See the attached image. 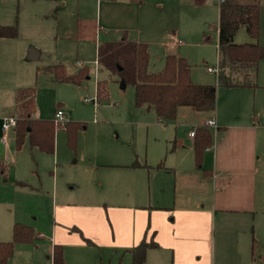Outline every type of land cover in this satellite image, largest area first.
<instances>
[{"label": "rangeland", "instance_id": "374dc122", "mask_svg": "<svg viewBox=\"0 0 264 264\" xmlns=\"http://www.w3.org/2000/svg\"><path fill=\"white\" fill-rule=\"evenodd\" d=\"M88 1L90 15L93 12L96 15L94 0ZM102 1V13L106 16L107 7ZM33 2L0 0V6L7 9L8 20H11L5 25L17 23L19 28L18 37L9 47L14 53V49L24 53L15 68L25 79L31 77L32 84L30 82L31 85L24 87L36 88L37 114L43 119L57 121L56 111L62 109L65 113L62 124L70 121L81 122L84 126L78 130L76 147L68 145L65 128L59 126L54 153L33 147L28 137L20 149L16 147V141L13 142L9 160H5L8 163L7 180L0 179V241L13 239V226L18 222L32 226L39 239L36 245L18 244L8 264H53L48 256L52 255L55 237L57 243L64 245L65 264H129V254L123 255L124 251L119 246L128 243L131 225L136 222L140 226L143 217L151 214V208L141 205L144 199L148 200L149 189L146 184L145 198L137 189L133 201L136 207H124L116 212L111 206H106L108 203L100 196L111 189L117 169L97 166L134 162H147L154 166L164 162L165 165L172 162L178 152L182 153L178 154L182 166L190 153L193 167V139L189 133L198 116L188 114L182 118L179 115L176 122L164 126L157 122L153 109L136 107L133 86L124 88L122 82L115 80L108 84L110 100L94 103L97 80L107 79L106 72H101L95 63L96 45L106 41V37L109 38L107 40L144 37L150 44V69L156 71L164 67L166 45L181 40L177 55L185 57L191 64L192 80L217 84L216 74L209 73L207 66L219 65L216 27L221 2L138 0L130 3L135 11H121L116 22L105 25L101 21L102 29L98 30L96 41L78 39L80 34L74 37L80 29L72 22L58 28L56 13L41 22L36 20L34 24L35 20L29 15L26 17L25 13L26 5ZM39 3L42 9L48 3L62 9L64 2L42 0ZM261 3L264 6V0ZM260 42L264 44V39ZM33 45H40L44 55L39 60H26V54ZM51 57L61 58L59 63H63L69 72L74 71L79 63L87 65L91 79L80 86L57 82L44 67L45 60ZM236 91L217 85L221 110L224 111L230 99L235 98ZM259 93L264 95V88ZM87 99L91 101L87 102ZM211 129L214 134L216 129ZM208 155L212 158L206 152L205 156ZM165 175L167 178L162 184H170V189L165 191L172 201L176 176L174 172ZM220 175L214 186L209 188L207 198L199 205L205 213L198 216L204 219L205 231L216 236V248L221 236L231 237L248 226L255 231L256 224L259 235L264 237V159L260 173L251 176V181L234 180L229 184L228 174ZM157 196L155 192L156 199ZM96 197L98 200L93 201ZM213 204L216 208L210 211ZM208 217H213L211 224ZM76 229L84 230L88 238L92 236L95 245L85 241ZM254 236L257 239L256 234ZM261 244L259 242L256 246L255 258L237 264H264V246Z\"/></svg>", "mask_w": 264, "mask_h": 264}, {"label": "crops", "instance_id": "0c3cea01", "mask_svg": "<svg viewBox=\"0 0 264 264\" xmlns=\"http://www.w3.org/2000/svg\"><path fill=\"white\" fill-rule=\"evenodd\" d=\"M62 1L64 2L62 9L54 8L53 5L51 6V3H48L47 7L42 9L39 3L42 2V0H34L31 5H26V17L29 15L28 17L35 20V24L36 20L41 22L42 19L54 16L56 13L58 28L72 22L74 26L80 29V32L74 37L77 38L78 34H80L78 39H90L93 41L99 38L98 30L102 29V26L99 25L101 21H104L105 25L116 22L121 11H135V8L131 6L130 3L138 2V0H104V4L107 7V15L103 16L102 0L101 3H98L99 0H94L96 15H94V12L90 15L88 0ZM260 2H262V0H260ZM8 19L10 18L7 9L0 6V26L10 24L11 20ZM14 25H17V23ZM14 39L15 38H0V149L4 160H9L12 145L15 141V128L10 129L8 138L4 141L2 139V121L4 117L15 116L17 90L32 84L30 80L31 77L25 79L23 75L19 73L18 69H16L18 67V61L23 59L24 53L22 51L20 52L19 49H14L15 55L14 51L9 48L13 46L15 42ZM105 39L107 41L109 38L106 37ZM132 41L147 43L150 46L144 37ZM218 41L217 56L220 64ZM234 41L239 44L255 42L244 29L238 32ZM181 42V40H175L174 43L167 44L166 56L177 55V49ZM98 45L97 43L96 49H98ZM43 55L44 51L41 46L33 45L26 54V60H39ZM59 62H62L61 58L57 60L54 57L47 58L44 62V67L47 68L56 64H63ZM263 62L264 61L259 64L255 72L253 70L249 73H236L234 70L229 71L234 77H238L240 82L243 81L245 76L250 77L252 74H256V78L255 81L253 80L255 86H237L229 88L237 90V93H235V98L230 99L224 111L221 110L219 97L217 99L216 110L211 113L198 112L191 107H182L179 109L178 117L180 115L182 118H186L188 114H191V116H198L197 122L192 126L193 129L213 128L201 126L212 118L217 122V128H214L216 129L214 134L212 131L214 139L213 146L204 153L202 169L196 166L194 150L195 136H191L190 133L189 135L193 139V167L191 165L190 153L186 155L188 157L187 161L184 166H182L183 163L179 162L181 156L178 155L182 153L178 152L174 155L172 162H167L165 165L164 162L160 163L162 165L161 168H158L160 164L154 166V164L148 165L147 162L144 164L140 163L142 165L138 167H133V163L103 164L97 166V168H99V166H106L117 169L114 173L115 182L111 183V189H108L104 195L102 194L100 196L101 200L108 203L105 205L111 206L116 212H120V208L136 207L137 205L134 204L133 201L137 195V189L140 190L139 192L144 198L146 196V184L148 186L147 189H149L148 200L144 199V204L141 205L151 208V214L147 217H143L144 220L140 226H138L136 222L131 225V230L127 238L128 243L125 246H119L124 251L123 255L129 254L127 259L129 264H132V252L130 250L146 237H153L157 246L148 250L145 264L247 263L250 258H255L256 246L259 242L264 246V237L259 235L257 224L255 223V231L252 229V226H248L244 230L235 233V235H231V237L221 236L216 248V236H213L211 232L207 233L205 231V226L203 224L204 219L203 217H198L205 213L200 210L199 205L207 198L209 188L214 186L217 182V177H221V173L228 174L229 184H232L234 180H240L242 182L245 180L251 181V176H256L260 173L262 160L264 159V95L259 93L261 88H264ZM95 63H97V58L95 59ZM84 66L87 65L79 63L74 71H67L70 74H74ZM97 67L99 68L98 63ZM90 79L91 76H89L87 80ZM98 81L99 79L96 83V94ZM218 81L217 77V84L215 85L222 86ZM30 82L31 84H29ZM246 84H249V82ZM32 117L35 119H43L36 111ZM157 122L164 126L174 123L163 124L159 122L158 119ZM206 152L210 153L212 158L209 157L210 155L205 156ZM173 172L176 177L173 200L171 201V197L169 198V194L165 191V189L169 190L171 186L169 183L162 184V181L167 178L165 173ZM243 190H245V188H243ZM155 192L158 195V199L155 198ZM97 200L98 198L96 197L93 201ZM215 208L216 206L213 204L210 211L215 210ZM223 209L229 211L227 208ZM208 214L212 215V213ZM56 217H58L57 213ZM208 219L211 224L213 217H208ZM76 230L80 231L85 241L89 239L93 242L91 245H95L92 236L88 234L90 237L88 238L85 236L84 230ZM262 232L264 233V228H262ZM251 234H253V236H251ZM254 234H256L257 239ZM55 245H61L63 247L65 259L66 252L64 245L57 243L56 237L53 241L52 255L48 256V258L53 260Z\"/></svg>", "mask_w": 264, "mask_h": 264}, {"label": "trees", "instance_id": "16d2710c", "mask_svg": "<svg viewBox=\"0 0 264 264\" xmlns=\"http://www.w3.org/2000/svg\"><path fill=\"white\" fill-rule=\"evenodd\" d=\"M260 0H222L219 10L218 54L220 58L218 83L224 87L255 86L256 74L245 76L240 82L238 77L229 72L249 73L257 71L264 61V12ZM244 29L255 42L235 43V37ZM17 25L0 26V38H17ZM150 46L147 43L132 41L127 37L121 40H107L99 43L97 63L101 72L107 73V79H99L97 84L98 103L110 100L108 84L110 80L125 82L134 87L135 105L138 109H153L159 122H175L182 107H191L198 112L211 113L217 107V85L199 84L192 80L191 64L180 55H168L164 67L160 70L150 69ZM57 82L71 83L77 86L89 79L90 69L84 66L70 74L63 64L45 68ZM249 84H246L248 83ZM36 88L25 87L17 90L15 127L16 147L20 149L28 137L33 147L47 153H54L56 131L55 120L35 119ZM81 122H66L65 131L69 146L76 147L78 130L83 128ZM213 134L210 128H197L194 142L196 166L202 169L204 153L213 146ZM133 167L140 164L134 162ZM162 165H158L161 168ZM8 163L5 162L0 149V179L7 180ZM207 175V173H206ZM39 239L34 228L24 223H15L13 239L0 241V264H8L14 256L18 244L35 245ZM89 244L93 242L86 239ZM157 246L153 237L144 238L130 251L132 264H145L150 248ZM53 264H65L64 250L55 245Z\"/></svg>", "mask_w": 264, "mask_h": 264}, {"label": "built area", "instance_id": "2783aa9c", "mask_svg": "<svg viewBox=\"0 0 264 264\" xmlns=\"http://www.w3.org/2000/svg\"><path fill=\"white\" fill-rule=\"evenodd\" d=\"M222 1V0H221ZM208 71L211 72V73H215L217 76L219 75V66L217 67H212V66H208L207 67ZM87 102H90L91 100L87 99L86 100ZM97 102V100H94V103ZM64 112L62 109H59L56 111V118H57V121H55L57 127L59 128V126H65V123L62 124L63 120H64ZM17 117L16 116H7V117H4L3 121H2V139L5 141L7 138H8V134L10 132V129L11 128H15L17 126ZM61 124V125H59ZM201 126H208V127H213V128H217V122L214 118L208 120L207 122L203 123ZM196 134V128L193 129L191 132H190V135L191 136H195Z\"/></svg>", "mask_w": 264, "mask_h": 264}, {"label": "water", "instance_id": "95a60500", "mask_svg": "<svg viewBox=\"0 0 264 264\" xmlns=\"http://www.w3.org/2000/svg\"><path fill=\"white\" fill-rule=\"evenodd\" d=\"M122 87H126V83L122 81Z\"/></svg>", "mask_w": 264, "mask_h": 264}]
</instances>
